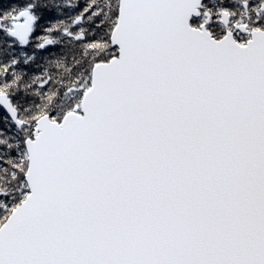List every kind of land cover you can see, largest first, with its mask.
Masks as SVG:
<instances>
[{"label": "snow or ice", "instance_id": "snow-or-ice-1", "mask_svg": "<svg viewBox=\"0 0 264 264\" xmlns=\"http://www.w3.org/2000/svg\"><path fill=\"white\" fill-rule=\"evenodd\" d=\"M0 264H264V0H0Z\"/></svg>", "mask_w": 264, "mask_h": 264}]
</instances>
